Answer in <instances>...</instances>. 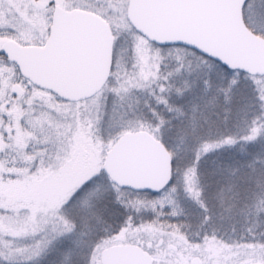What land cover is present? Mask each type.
Masks as SVG:
<instances>
[{
	"label": "snow or ice",
	"instance_id": "6c2138e0",
	"mask_svg": "<svg viewBox=\"0 0 264 264\" xmlns=\"http://www.w3.org/2000/svg\"><path fill=\"white\" fill-rule=\"evenodd\" d=\"M0 264H264V0H0Z\"/></svg>",
	"mask_w": 264,
	"mask_h": 264
}]
</instances>
